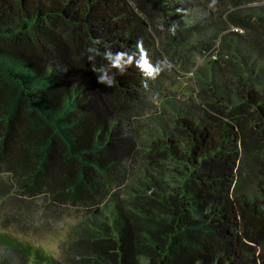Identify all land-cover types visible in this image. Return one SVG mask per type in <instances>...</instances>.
<instances>
[{
	"label": "trees",
	"instance_id": "16d2710c",
	"mask_svg": "<svg viewBox=\"0 0 264 264\" xmlns=\"http://www.w3.org/2000/svg\"><path fill=\"white\" fill-rule=\"evenodd\" d=\"M194 2L0 0V194L96 208L64 261L0 234V264H264V0H201L204 40ZM195 43L220 59L163 101L149 48Z\"/></svg>",
	"mask_w": 264,
	"mask_h": 264
},
{
	"label": "rangeland",
	"instance_id": "374dc122",
	"mask_svg": "<svg viewBox=\"0 0 264 264\" xmlns=\"http://www.w3.org/2000/svg\"><path fill=\"white\" fill-rule=\"evenodd\" d=\"M200 1L196 0L186 12L184 11L183 16L187 23L197 26L196 37L204 40L207 35L217 32L218 27L215 28L214 23H211L213 26L211 29L205 27V25H209L211 13L204 8ZM232 29L242 31L235 27ZM245 34L246 32H243V35ZM203 45L201 43L190 45L196 46V49L192 48L194 55L187 54L182 50L173 61L167 60L166 55L161 51L158 53L155 47L149 48L147 57L160 81V89L157 95L161 96L163 101L171 97L175 104L186 103L188 105L193 101L191 96L198 95V84L195 77L197 66L199 65L203 71H208L207 65L216 58L220 59L218 49L204 55L202 53L204 51ZM224 53L227 54L226 51ZM228 56L231 57L230 54ZM234 59L238 60L236 57ZM252 59H249V62ZM161 103V99L151 100L149 108L139 122L151 123L154 120H159V118L167 117L168 113L162 112ZM201 108L209 109L201 103L200 108L196 107V113L204 114ZM249 125L254 124L251 121ZM8 180V175L3 174L0 177V188ZM126 187V184L117 185L115 191L123 195ZM10 193L5 197L0 194V234H7L15 241H22L25 244L40 248L46 254L53 255L62 261L65 260L68 253L67 241L70 235L76 230L82 231L83 223L89 217L90 212L96 210L95 207L69 206L65 207L63 213H60L48 208L49 205L43 196L30 198L18 189L11 190Z\"/></svg>",
	"mask_w": 264,
	"mask_h": 264
}]
</instances>
